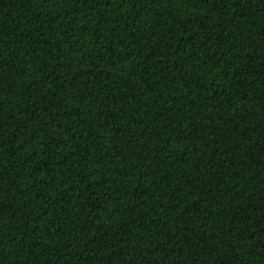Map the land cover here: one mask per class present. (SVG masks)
I'll return each instance as SVG.
<instances>
[{
  "label": "trees",
  "instance_id": "trees-1",
  "mask_svg": "<svg viewBox=\"0 0 264 264\" xmlns=\"http://www.w3.org/2000/svg\"><path fill=\"white\" fill-rule=\"evenodd\" d=\"M0 264H264V0H0Z\"/></svg>",
  "mask_w": 264,
  "mask_h": 264
}]
</instances>
